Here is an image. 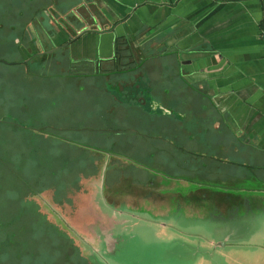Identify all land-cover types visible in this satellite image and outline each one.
Wrapping results in <instances>:
<instances>
[{
    "label": "crops",
    "instance_id": "crops-1",
    "mask_svg": "<svg viewBox=\"0 0 264 264\" xmlns=\"http://www.w3.org/2000/svg\"><path fill=\"white\" fill-rule=\"evenodd\" d=\"M0 34L1 168L38 167L64 220L164 217L194 174L239 190L215 212H263L264 0H0Z\"/></svg>",
    "mask_w": 264,
    "mask_h": 264
},
{
    "label": "rangeland",
    "instance_id": "rangeland-1",
    "mask_svg": "<svg viewBox=\"0 0 264 264\" xmlns=\"http://www.w3.org/2000/svg\"><path fill=\"white\" fill-rule=\"evenodd\" d=\"M4 44L12 54L8 39ZM2 136L0 148L11 147V139ZM5 160L0 157V264H264V209L243 215L240 211L217 213L215 205L205 204L209 203L204 198L207 192L214 202L238 189L211 187L194 174L190 184L173 191L179 198L164 217L138 213L137 206L128 208L105 199L99 206L112 223L84 221L79 226L80 222L62 220L53 206L45 204L43 173L34 172L38 167L11 173L1 168ZM101 178L105 188L129 182L126 172H114L112 166ZM74 199V195L65 198L66 209H75ZM184 202L191 205L184 208Z\"/></svg>",
    "mask_w": 264,
    "mask_h": 264
},
{
    "label": "flooded vegetation",
    "instance_id": "flooded-vegetation-1",
    "mask_svg": "<svg viewBox=\"0 0 264 264\" xmlns=\"http://www.w3.org/2000/svg\"><path fill=\"white\" fill-rule=\"evenodd\" d=\"M45 204L46 205H48L51 209H52V206H51V204L48 202V201H45ZM56 215H57V213H55ZM61 217V216H60ZM62 218V217H61ZM62 220H63V218H62ZM108 221H109V224H111L112 223V221H111V219L108 217V219H107ZM106 220V221H107ZM111 221V222H110Z\"/></svg>",
    "mask_w": 264,
    "mask_h": 264
},
{
    "label": "trees",
    "instance_id": "trees-1",
    "mask_svg": "<svg viewBox=\"0 0 264 264\" xmlns=\"http://www.w3.org/2000/svg\"><path fill=\"white\" fill-rule=\"evenodd\" d=\"M55 227V226H54Z\"/></svg>",
    "mask_w": 264,
    "mask_h": 264
}]
</instances>
